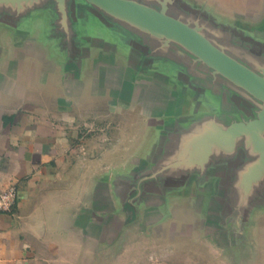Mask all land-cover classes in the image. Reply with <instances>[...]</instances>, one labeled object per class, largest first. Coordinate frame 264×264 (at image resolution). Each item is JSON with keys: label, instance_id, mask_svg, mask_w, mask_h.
<instances>
[{"label": "crops", "instance_id": "crops-1", "mask_svg": "<svg viewBox=\"0 0 264 264\" xmlns=\"http://www.w3.org/2000/svg\"><path fill=\"white\" fill-rule=\"evenodd\" d=\"M141 1L201 28L222 20L264 30V0ZM14 8L0 3L5 16ZM1 34L0 191L14 185L16 200L0 213V264H264L263 233L253 253L247 243L213 247L204 232L153 231L198 221L189 209L177 210L189 205L174 192L199 183L208 192L204 209L219 206L221 175L231 176L219 144L229 139L216 130L193 136L188 119L140 118L139 90L130 82L126 88L123 66L86 52L78 57L84 42L63 54L50 42H14L2 16Z\"/></svg>", "mask_w": 264, "mask_h": 264}, {"label": "rangeland", "instance_id": "rangeland-1", "mask_svg": "<svg viewBox=\"0 0 264 264\" xmlns=\"http://www.w3.org/2000/svg\"><path fill=\"white\" fill-rule=\"evenodd\" d=\"M171 15L185 19L184 15ZM0 16L12 23L14 42H50L49 46L54 51L59 48L60 54L65 48L71 49L74 42H84L77 46L78 57L86 52L89 56L107 57L115 65L123 66L126 88L135 85L139 90L133 102L140 105L143 120L163 115L188 119L195 124L193 136L206 134L209 130H216L213 132L218 134L233 122L257 119L263 105L221 75L213 74L209 67L193 59L194 55L180 45L167 44L163 37L118 20L84 0H65L64 5L59 0H35L21 9L14 8L6 16L0 12ZM251 27V24L217 20L205 23L202 29L228 55L262 74L264 30ZM0 36L3 39L2 34ZM85 42H88L87 48L83 47ZM118 42H124V47L121 48ZM109 79L111 81V74ZM129 82L131 86L127 85ZM130 103L132 100L127 105ZM167 107V112L171 110L172 115L163 111ZM153 133L152 130L147 132L148 136ZM257 135L258 139L253 133L231 136L226 138L230 141L219 144L222 160L230 163L231 176L221 175L222 189L216 191L212 199L218 207L204 209L208 192L198 183L194 190L189 187L190 190L182 193L174 192L178 196L173 198L189 205L177 207V210L189 209L198 221L187 227L168 222L156 226L153 231H182L188 235L204 232V235L214 237L213 247L237 245L236 248L241 250L247 243L253 253L259 252L264 234V129ZM165 162L159 160V163ZM163 180L158 176L157 182ZM147 185L154 188L149 183ZM155 198L161 200V197ZM235 217L238 220L234 223ZM141 226L143 230L144 225ZM143 242L142 246H147ZM159 246L157 249L163 250V245ZM144 260L142 258V262Z\"/></svg>", "mask_w": 264, "mask_h": 264}, {"label": "water", "instance_id": "water-1", "mask_svg": "<svg viewBox=\"0 0 264 264\" xmlns=\"http://www.w3.org/2000/svg\"><path fill=\"white\" fill-rule=\"evenodd\" d=\"M32 1L35 0H0V3H13L21 9ZM84 1L118 20L163 37L167 44L174 42L180 45L209 67L213 74L221 75L235 87L259 100L263 105L257 119L233 122L218 132V135L226 138L249 133L259 138L257 132L264 129V71L258 74L231 57L209 39L198 23L169 14L163 4L156 8L137 0ZM59 2L64 5L65 0Z\"/></svg>", "mask_w": 264, "mask_h": 264}, {"label": "built area", "instance_id": "built-area-1", "mask_svg": "<svg viewBox=\"0 0 264 264\" xmlns=\"http://www.w3.org/2000/svg\"><path fill=\"white\" fill-rule=\"evenodd\" d=\"M16 200V187L11 185L0 191V213L11 210Z\"/></svg>", "mask_w": 264, "mask_h": 264}, {"label": "flooded vegetation", "instance_id": "flooded-vegetation-1", "mask_svg": "<svg viewBox=\"0 0 264 264\" xmlns=\"http://www.w3.org/2000/svg\"><path fill=\"white\" fill-rule=\"evenodd\" d=\"M249 105H250V108H249V110H250V112H251V111H252V108H251V106H252V105H251V103H250Z\"/></svg>", "mask_w": 264, "mask_h": 264}]
</instances>
